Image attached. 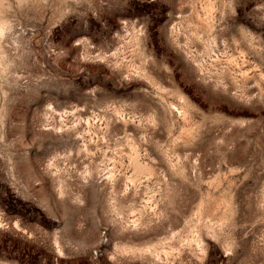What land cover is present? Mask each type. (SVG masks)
Here are the masks:
<instances>
[{"label": "rangeland", "instance_id": "1", "mask_svg": "<svg viewBox=\"0 0 264 264\" xmlns=\"http://www.w3.org/2000/svg\"><path fill=\"white\" fill-rule=\"evenodd\" d=\"M0 264H264V0H0Z\"/></svg>", "mask_w": 264, "mask_h": 264}]
</instances>
